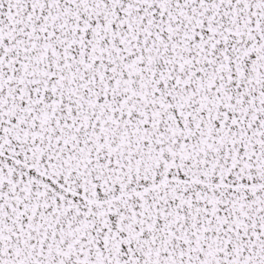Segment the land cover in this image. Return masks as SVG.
Segmentation results:
<instances>
[{
    "label": "snow or ice",
    "instance_id": "snow-or-ice-1",
    "mask_svg": "<svg viewBox=\"0 0 264 264\" xmlns=\"http://www.w3.org/2000/svg\"><path fill=\"white\" fill-rule=\"evenodd\" d=\"M0 264H264V0H0Z\"/></svg>",
    "mask_w": 264,
    "mask_h": 264
}]
</instances>
